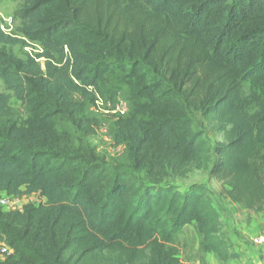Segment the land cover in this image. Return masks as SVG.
I'll list each match as a JSON object with an SVG mask.
<instances>
[{
	"label": "trees",
	"instance_id": "16d2710c",
	"mask_svg": "<svg viewBox=\"0 0 264 264\" xmlns=\"http://www.w3.org/2000/svg\"><path fill=\"white\" fill-rule=\"evenodd\" d=\"M22 1L19 35L0 30V79L30 119L7 120L0 93V194L39 202L0 209V242L12 251L0 264L103 254L104 264H187L170 246L190 224L203 253L237 259L203 187L181 193L164 181L203 153L198 112L222 137L210 177L230 203L264 212V0H136L123 31L119 0ZM32 44L42 52L25 60L6 50ZM104 57L144 100L113 117L128 171L107 168L86 142L96 123L84 103L94 106ZM61 122L71 130L59 133Z\"/></svg>",
	"mask_w": 264,
	"mask_h": 264
},
{
	"label": "rangeland",
	"instance_id": "374dc122",
	"mask_svg": "<svg viewBox=\"0 0 264 264\" xmlns=\"http://www.w3.org/2000/svg\"><path fill=\"white\" fill-rule=\"evenodd\" d=\"M119 1L121 4H117L115 11L116 31H123L129 28V16L137 9L138 1ZM22 6V0H0V26L8 29L12 35H19L20 21L17 14ZM6 50L23 60L27 56H34L42 52V48L38 44H32L26 48L7 46ZM100 72L101 79L98 82L97 95L101 99L102 109L110 110L122 104L126 108L127 114L130 113L135 101L144 102L143 99L136 98L138 91L136 83L120 73L113 58H103ZM0 93H5L10 97L8 104L12 112L6 117L7 120L14 122L18 127L26 126L30 119L27 109L14 98L11 92L6 91L1 79ZM248 93L249 85L245 83L242 85V94L246 96ZM84 113L96 123L95 132L86 138L88 145L95 150L107 168L128 171L129 162L126 147L114 142L115 118L95 111L94 106L88 103H84ZM192 118L193 127L205 131V135L201 138L203 139V153L190 165L185 176H170L165 179L164 184L174 187L181 193L188 191L191 187H203L206 197L211 201L218 215L221 233L232 243V251L237 253L238 258L220 261L213 254L203 253L200 249L201 238L193 224L186 225L181 229L170 249L182 262L187 264H264L260 249L255 247L252 242L253 239L264 236V212H253L232 204L221 193L220 182L212 179L209 171L214 158L213 147L222 142V137L203 121L198 112H194ZM70 130V126L64 122L57 125L59 133ZM137 177L142 179L144 174L138 173ZM1 200H5L4 205L0 203V209L4 212L19 211L26 205L39 202L37 195L17 198L2 193L0 194ZM3 247L7 248L1 241L0 250ZM7 258L8 256L0 251V262ZM105 258L104 254L101 257L92 255L87 257L83 264H104Z\"/></svg>",
	"mask_w": 264,
	"mask_h": 264
},
{
	"label": "built area",
	"instance_id": "2783aa9c",
	"mask_svg": "<svg viewBox=\"0 0 264 264\" xmlns=\"http://www.w3.org/2000/svg\"><path fill=\"white\" fill-rule=\"evenodd\" d=\"M0 30L5 33V34H10L8 29H4L3 26H0ZM102 107V103H101V99L98 97V95H96V100L94 102V109L97 112L103 113L105 115H109L110 117H122L124 115H126V108L124 107V105H120L114 109H110V110H104L101 108ZM0 203L2 205L5 204V200H1ZM253 245L257 248L260 249L263 258H264V236H259L255 239H253ZM1 253L7 256H10L12 254L11 250H8L7 248H2Z\"/></svg>",
	"mask_w": 264,
	"mask_h": 264
},
{
	"label": "crops",
	"instance_id": "0c3cea01",
	"mask_svg": "<svg viewBox=\"0 0 264 264\" xmlns=\"http://www.w3.org/2000/svg\"><path fill=\"white\" fill-rule=\"evenodd\" d=\"M264 259V258H263Z\"/></svg>",
	"mask_w": 264,
	"mask_h": 264
}]
</instances>
